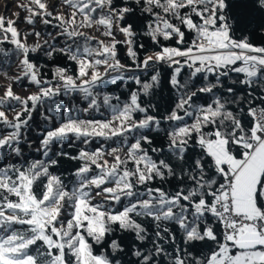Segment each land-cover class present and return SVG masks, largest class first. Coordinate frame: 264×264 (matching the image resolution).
I'll list each match as a JSON object with an SVG mask.
<instances>
[{
	"label": "snow or ice",
	"instance_id": "obj_1",
	"mask_svg": "<svg viewBox=\"0 0 264 264\" xmlns=\"http://www.w3.org/2000/svg\"><path fill=\"white\" fill-rule=\"evenodd\" d=\"M17 8L0 264H264V0Z\"/></svg>",
	"mask_w": 264,
	"mask_h": 264
},
{
	"label": "trees",
	"instance_id": "obj_2",
	"mask_svg": "<svg viewBox=\"0 0 264 264\" xmlns=\"http://www.w3.org/2000/svg\"><path fill=\"white\" fill-rule=\"evenodd\" d=\"M22 2V0H0V15H4L6 18L15 19V17L12 15L13 13L20 11L17 8V4ZM24 13L21 11V16H23ZM20 27H25L23 24H20ZM31 42V40L29 41ZM47 71V69H45ZM4 83L3 78L0 77V84ZM19 91V89H17ZM37 119L39 117L37 116Z\"/></svg>",
	"mask_w": 264,
	"mask_h": 264
}]
</instances>
